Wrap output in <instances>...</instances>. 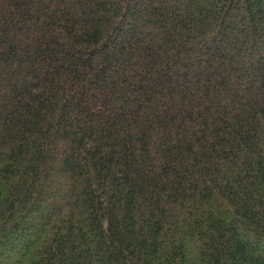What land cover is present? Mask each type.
I'll list each match as a JSON object with an SVG mask.
<instances>
[{
  "label": "trees",
  "instance_id": "1",
  "mask_svg": "<svg viewBox=\"0 0 264 264\" xmlns=\"http://www.w3.org/2000/svg\"><path fill=\"white\" fill-rule=\"evenodd\" d=\"M0 264H264V0H0Z\"/></svg>",
  "mask_w": 264,
  "mask_h": 264
}]
</instances>
